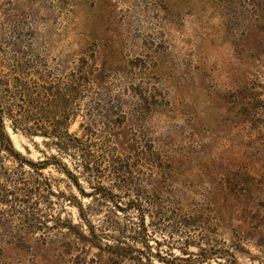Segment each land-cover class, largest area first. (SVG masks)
Here are the masks:
<instances>
[{
	"label": "rangeland",
	"instance_id": "rangeland-1",
	"mask_svg": "<svg viewBox=\"0 0 264 264\" xmlns=\"http://www.w3.org/2000/svg\"><path fill=\"white\" fill-rule=\"evenodd\" d=\"M0 109V264H264V0H0Z\"/></svg>",
	"mask_w": 264,
	"mask_h": 264
},
{
	"label": "trees",
	"instance_id": "trees-1",
	"mask_svg": "<svg viewBox=\"0 0 264 264\" xmlns=\"http://www.w3.org/2000/svg\"><path fill=\"white\" fill-rule=\"evenodd\" d=\"M26 96L28 98V105L33 103L32 102L33 100L31 98V94L29 92ZM0 120H1V117H0ZM0 150L5 151L9 156H14V157L18 156V154H15L12 150L11 143H10L6 133L4 132V126L2 125L1 121H0ZM28 165H30V163Z\"/></svg>",
	"mask_w": 264,
	"mask_h": 264
}]
</instances>
